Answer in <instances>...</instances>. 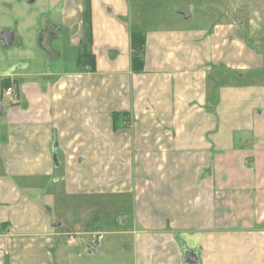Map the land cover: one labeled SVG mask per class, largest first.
<instances>
[{"label": "crops", "instance_id": "0c3cea01", "mask_svg": "<svg viewBox=\"0 0 264 264\" xmlns=\"http://www.w3.org/2000/svg\"><path fill=\"white\" fill-rule=\"evenodd\" d=\"M27 1L0 33V264H65L64 236L264 264V0Z\"/></svg>", "mask_w": 264, "mask_h": 264}, {"label": "rangeland", "instance_id": "374dc122", "mask_svg": "<svg viewBox=\"0 0 264 264\" xmlns=\"http://www.w3.org/2000/svg\"><path fill=\"white\" fill-rule=\"evenodd\" d=\"M4 2V6L0 4L1 12L0 16V33L7 29H15L18 31V24H22V20L26 17L23 14H27L28 9L31 7L28 5L27 0H0V3ZM38 8H30V11H38ZM47 16V15H45ZM29 23V21H28ZM24 28L20 27L18 35L22 37L20 32ZM32 40V39H31ZM15 48V45H13ZM4 52H6L4 49ZM9 87V86H8ZM58 218V217H56ZM76 243H67L71 240L70 236H64L62 249L66 254L71 255L72 258L68 259L65 264H130L131 257L128 254L120 255L117 257H110L108 255L102 256L96 253V255H90L87 250L86 240L82 236H76ZM116 237L107 235L104 240V252L110 254L115 252L119 247L122 248L123 242L116 240Z\"/></svg>", "mask_w": 264, "mask_h": 264}, {"label": "trees", "instance_id": "16d2710c", "mask_svg": "<svg viewBox=\"0 0 264 264\" xmlns=\"http://www.w3.org/2000/svg\"><path fill=\"white\" fill-rule=\"evenodd\" d=\"M131 45H132V50H133L132 70L135 73H142L144 71V62H143V54H144V49H145L144 34L133 33L131 37Z\"/></svg>", "mask_w": 264, "mask_h": 264}, {"label": "water", "instance_id": "95a60500", "mask_svg": "<svg viewBox=\"0 0 264 264\" xmlns=\"http://www.w3.org/2000/svg\"><path fill=\"white\" fill-rule=\"evenodd\" d=\"M14 40V35L11 32H4L0 35V41L4 43L6 47L11 46ZM185 262L187 264H196L198 262L197 257L192 252L185 253Z\"/></svg>", "mask_w": 264, "mask_h": 264}, {"label": "built area", "instance_id": "2783aa9c", "mask_svg": "<svg viewBox=\"0 0 264 264\" xmlns=\"http://www.w3.org/2000/svg\"><path fill=\"white\" fill-rule=\"evenodd\" d=\"M4 95L9 98V100L14 101V88L13 86H9L6 88ZM75 240L71 239V243H74Z\"/></svg>", "mask_w": 264, "mask_h": 264}]
</instances>
